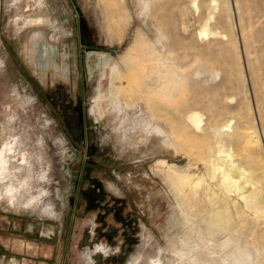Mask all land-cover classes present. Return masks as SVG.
<instances>
[{
  "label": "rangeland",
  "instance_id": "374dc122",
  "mask_svg": "<svg viewBox=\"0 0 264 264\" xmlns=\"http://www.w3.org/2000/svg\"><path fill=\"white\" fill-rule=\"evenodd\" d=\"M0 152V264H264V0H0Z\"/></svg>",
  "mask_w": 264,
  "mask_h": 264
},
{
  "label": "bare ground",
  "instance_id": "6f19581e",
  "mask_svg": "<svg viewBox=\"0 0 264 264\" xmlns=\"http://www.w3.org/2000/svg\"><path fill=\"white\" fill-rule=\"evenodd\" d=\"M2 154L4 155V153L2 152H0V158H1V156H2ZM226 158V157H225ZM224 158V159H225ZM223 159H221V161H222ZM224 162H225V160H223ZM4 162H5V159L4 158H2V159H0V164H4ZM224 162L222 163V166L224 165ZM226 165V164H225ZM0 166H2V165H0ZM230 167V168H229ZM229 169H224V170H222L223 171V184L225 185V187L227 188V189H232L233 187H236L237 185H238V178H237V176H235V174L233 173V171H232V165H229ZM220 168V167H219ZM218 168V169H219ZM222 169V168H221ZM2 171V168H0V172ZM242 173H245V171H243ZM241 173V175L242 176H244L243 174ZM2 174H4V172L2 173ZM248 174V173H247ZM249 180V179H248ZM247 180V181H248ZM251 182V181H250ZM246 183H248V182H246ZM254 185V184H253ZM245 188V190H246V187H244ZM243 188V189H244ZM242 189V188H241ZM244 190V191H245ZM11 192H13L11 189H8L7 190V195H9V201H12V199L14 198V195H11L12 193ZM11 193V194H10ZM11 195V196H10ZM244 197H245V195H244ZM36 199V198H35Z\"/></svg>",
  "mask_w": 264,
  "mask_h": 264
}]
</instances>
